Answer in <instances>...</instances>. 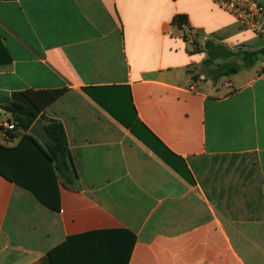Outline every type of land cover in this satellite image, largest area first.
<instances>
[{"label":"crops","instance_id":"crops-1","mask_svg":"<svg viewBox=\"0 0 264 264\" xmlns=\"http://www.w3.org/2000/svg\"><path fill=\"white\" fill-rule=\"evenodd\" d=\"M208 39L264 47L213 0H0V126L14 92L67 88L45 115L78 174L59 210L0 174V264H264V56L196 81Z\"/></svg>","mask_w":264,"mask_h":264},{"label":"trees","instance_id":"trees-1","mask_svg":"<svg viewBox=\"0 0 264 264\" xmlns=\"http://www.w3.org/2000/svg\"><path fill=\"white\" fill-rule=\"evenodd\" d=\"M174 24L182 29L183 24L188 25L187 16L178 15L174 19ZM199 35L197 31L192 41L193 53L201 51ZM184 39L189 42L186 36ZM203 49L207 57L202 64L207 67L214 82L240 71L241 65L235 64L234 58L240 57L242 66L252 67L264 56V47L258 50L232 49L211 39L205 42ZM0 50V63L11 62L12 58L3 44ZM66 91L67 88L16 91L12 94L11 104L3 107L15 122V130L7 131V135L12 139L19 136L17 133L22 135L14 146L0 143V174L30 190L42 204L52 210L60 209V181L69 186L78 178L62 122L45 115L46 109ZM37 121L42 123L50 138L47 143L29 133ZM124 123L128 125L127 122ZM162 146L165 153L172 156V153ZM161 156L168 160L167 156L163 154ZM133 241L134 237L130 242L133 244ZM131 248L130 245L129 254ZM49 256L54 264H60L56 250L50 252Z\"/></svg>","mask_w":264,"mask_h":264},{"label":"built area","instance_id":"built-area-1","mask_svg":"<svg viewBox=\"0 0 264 264\" xmlns=\"http://www.w3.org/2000/svg\"><path fill=\"white\" fill-rule=\"evenodd\" d=\"M222 10L233 16L242 30L261 36L264 34V5L258 0H213ZM184 37L192 43L196 31L187 24L182 25ZM4 119L1 122L3 129L15 130V122L9 112L1 111Z\"/></svg>","mask_w":264,"mask_h":264},{"label":"rangeland","instance_id":"rangeland-1","mask_svg":"<svg viewBox=\"0 0 264 264\" xmlns=\"http://www.w3.org/2000/svg\"><path fill=\"white\" fill-rule=\"evenodd\" d=\"M261 60L262 59H259V61L255 64V66L253 68H248V67L242 66V63L243 62H242V59L240 57L234 58L233 59V62L235 64H238V65L240 64L241 65L240 71L238 73H235V74H232V75H229V76L222 77L216 84H219L223 80H228V79H231V80H234L236 82H239V81L244 80L247 77H250L251 74L253 73L252 72L253 69L259 67ZM220 62L221 61H217V63H220ZM190 71H191V73L193 75V78L196 81H203L204 79H206V80L209 79L212 82H214L213 77L209 75V72H208L207 67H205L203 64L200 67L191 68ZM0 127L3 129L2 126H0ZM3 131H5V130L3 129ZM17 134L19 135L17 141L15 142V144H12L10 146L16 145L17 142L19 141V139H20V137H21L22 134L21 133H17Z\"/></svg>","mask_w":264,"mask_h":264},{"label":"water","instance_id":"water-1","mask_svg":"<svg viewBox=\"0 0 264 264\" xmlns=\"http://www.w3.org/2000/svg\"><path fill=\"white\" fill-rule=\"evenodd\" d=\"M29 133L44 143H47L50 140L44 126L39 121L34 123L30 128Z\"/></svg>","mask_w":264,"mask_h":264}]
</instances>
